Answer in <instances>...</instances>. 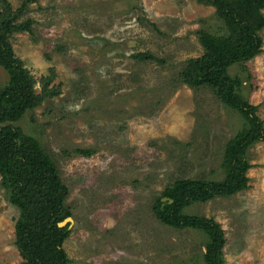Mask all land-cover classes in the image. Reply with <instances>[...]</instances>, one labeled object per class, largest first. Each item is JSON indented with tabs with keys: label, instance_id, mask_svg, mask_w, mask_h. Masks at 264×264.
<instances>
[{
	"label": "rangeland",
	"instance_id": "1",
	"mask_svg": "<svg viewBox=\"0 0 264 264\" xmlns=\"http://www.w3.org/2000/svg\"><path fill=\"white\" fill-rule=\"evenodd\" d=\"M8 1L17 10L27 0ZM215 12L198 0H35L20 20H33L32 32L9 37L45 96L17 126L54 158L67 187L71 264H205L207 233L162 223L154 204L177 181H222L226 145L246 127L211 89L180 80L204 53L197 32L221 29ZM261 36L262 52L228 74L264 126ZM8 83L0 68V89ZM248 161L246 190L183 210L220 225L225 264H264V142ZM19 216L0 177V264L23 262Z\"/></svg>",
	"mask_w": 264,
	"mask_h": 264
},
{
	"label": "trees",
	"instance_id": "2",
	"mask_svg": "<svg viewBox=\"0 0 264 264\" xmlns=\"http://www.w3.org/2000/svg\"><path fill=\"white\" fill-rule=\"evenodd\" d=\"M215 8L221 22L218 33L209 29L197 32L204 53L186 62L180 73L181 83L194 89L207 87L225 106L239 112L246 127L228 142L222 168V181L181 180L165 189L154 204V213L164 224L183 230L203 229L210 238L204 255L205 264H225L226 237L212 219L184 215L193 203H205L216 197L232 196L248 188L251 168L248 150L264 142V126L257 108L241 94L242 81L228 73L234 65L255 59L263 48L264 0H198ZM14 10L8 0H0V68L8 76V85L0 89V177L7 199L20 216L15 225L16 244L21 264H71L64 248L70 225L59 224L72 217L66 206L67 187L54 158L33 136L26 135L17 123L36 109L45 98L37 95L34 81L15 56L9 42L13 33L32 32L33 20L20 21L30 3ZM140 61L156 58L136 54ZM48 91V95H51ZM84 154V151H80ZM91 152L88 151L87 155ZM173 200L163 202L162 199Z\"/></svg>",
	"mask_w": 264,
	"mask_h": 264
},
{
	"label": "water",
	"instance_id": "3",
	"mask_svg": "<svg viewBox=\"0 0 264 264\" xmlns=\"http://www.w3.org/2000/svg\"><path fill=\"white\" fill-rule=\"evenodd\" d=\"M162 201H163V202H167V201H169L170 204L173 203V200H170V199H168V198H164V199H162ZM70 223H73V220H72L71 217H70V218H67L64 222L60 223V224H59V227H65L66 225H71Z\"/></svg>",
	"mask_w": 264,
	"mask_h": 264
}]
</instances>
